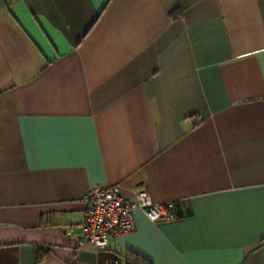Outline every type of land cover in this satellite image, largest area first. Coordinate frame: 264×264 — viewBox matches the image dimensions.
<instances>
[{"label":"crops","instance_id":"1","mask_svg":"<svg viewBox=\"0 0 264 264\" xmlns=\"http://www.w3.org/2000/svg\"><path fill=\"white\" fill-rule=\"evenodd\" d=\"M110 184L182 217L79 246ZM129 262L264 264V0H0V264Z\"/></svg>","mask_w":264,"mask_h":264},{"label":"built area","instance_id":"2","mask_svg":"<svg viewBox=\"0 0 264 264\" xmlns=\"http://www.w3.org/2000/svg\"><path fill=\"white\" fill-rule=\"evenodd\" d=\"M87 208L80 232L79 246L109 247L111 235H122L135 230V212L142 211L154 222H170L182 217V207L176 200L154 201L150 193L141 190L134 198L123 194L120 184L93 188L86 196Z\"/></svg>","mask_w":264,"mask_h":264},{"label":"trees","instance_id":"3","mask_svg":"<svg viewBox=\"0 0 264 264\" xmlns=\"http://www.w3.org/2000/svg\"><path fill=\"white\" fill-rule=\"evenodd\" d=\"M48 252H49V250L44 246L37 248V250H36V261L40 262L45 256L48 255ZM129 264H136V263L129 262Z\"/></svg>","mask_w":264,"mask_h":264}]
</instances>
